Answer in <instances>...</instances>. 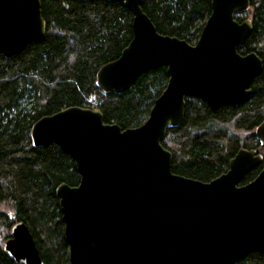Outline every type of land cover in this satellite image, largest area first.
I'll list each match as a JSON object with an SVG mask.
<instances>
[{
  "label": "water",
  "instance_id": "obj_1",
  "mask_svg": "<svg viewBox=\"0 0 264 264\" xmlns=\"http://www.w3.org/2000/svg\"><path fill=\"white\" fill-rule=\"evenodd\" d=\"M123 2L132 13V37L120 55L96 72L105 93L130 89L143 73L165 66L168 81L138 126L106 123L99 109L68 106L31 127L34 146L58 145L80 174L77 185L56 187L69 264H233L264 254V158L240 148L219 176L202 181L172 171L161 143L183 119L185 98L211 109L250 97L263 68L256 52L241 54L252 31L235 14L249 0H211V11L192 44L160 33L142 0ZM40 0H0V53L6 58L42 37ZM264 146V120L255 128ZM262 164L258 174L244 176ZM3 252L14 264H44L29 227H11Z\"/></svg>",
  "mask_w": 264,
  "mask_h": 264
},
{
  "label": "trees",
  "instance_id": "obj_2",
  "mask_svg": "<svg viewBox=\"0 0 264 264\" xmlns=\"http://www.w3.org/2000/svg\"><path fill=\"white\" fill-rule=\"evenodd\" d=\"M45 33L20 52L0 53V264H14L3 252L11 227L23 221L30 229L44 264H69L68 244L56 187L77 185L74 161L58 145L34 146L33 123L68 106H83L94 95L106 123L121 128L141 124L168 81L165 66L141 74L122 93H105L96 72L116 59L132 37V13L110 0H40ZM238 21L250 19L252 31L237 50L254 51L263 68L253 79L248 100L211 109L186 97L179 125L168 128L162 145L171 153L172 171L209 181L228 169L240 148L264 158L255 134L264 120V0H249ZM143 11L160 33L195 42L211 11V0H142ZM262 164L241 184L251 181ZM8 206L9 212L2 207ZM233 264H264V254L251 252Z\"/></svg>",
  "mask_w": 264,
  "mask_h": 264
},
{
  "label": "built area",
  "instance_id": "obj_3",
  "mask_svg": "<svg viewBox=\"0 0 264 264\" xmlns=\"http://www.w3.org/2000/svg\"><path fill=\"white\" fill-rule=\"evenodd\" d=\"M95 105H97V99L94 95H91L90 97L87 98L85 104L82 107L96 108Z\"/></svg>",
  "mask_w": 264,
  "mask_h": 264
},
{
  "label": "rangeland",
  "instance_id": "obj_4",
  "mask_svg": "<svg viewBox=\"0 0 264 264\" xmlns=\"http://www.w3.org/2000/svg\"><path fill=\"white\" fill-rule=\"evenodd\" d=\"M190 43H194V42H190ZM96 106V108H91V109H98V102H97V105H95ZM86 108V107H85ZM264 150L263 149H261V152H263ZM3 209H6V210H8L9 212H11V208L10 207H8V206H4V207H2ZM7 234V232L5 231H2V232H0V240H4V237H5V235Z\"/></svg>",
  "mask_w": 264,
  "mask_h": 264
}]
</instances>
